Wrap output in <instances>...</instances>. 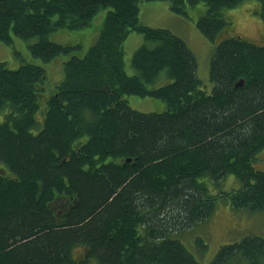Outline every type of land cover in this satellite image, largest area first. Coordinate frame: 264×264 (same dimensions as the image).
<instances>
[{
    "label": "trees",
    "instance_id": "16d2710c",
    "mask_svg": "<svg viewBox=\"0 0 264 264\" xmlns=\"http://www.w3.org/2000/svg\"><path fill=\"white\" fill-rule=\"evenodd\" d=\"M140 1L153 0H0L1 42L36 37L28 46L44 62L71 53L49 96L44 67L0 61V264H200L179 235L218 201L264 210V169L253 165L264 148V44L218 37L224 11L244 0H164L184 16L205 6L196 25L215 43L209 93L185 40L139 21ZM103 7L83 55L46 38ZM130 32L155 44L134 50L129 74ZM127 95L166 109L139 111ZM228 174L239 188L213 194L203 181ZM208 264H264V237L224 243Z\"/></svg>",
    "mask_w": 264,
    "mask_h": 264
},
{
    "label": "rangeland",
    "instance_id": "374dc122",
    "mask_svg": "<svg viewBox=\"0 0 264 264\" xmlns=\"http://www.w3.org/2000/svg\"><path fill=\"white\" fill-rule=\"evenodd\" d=\"M259 8L260 2L257 0H244L236 7L227 8L224 15L229 24L223 28L218 36L219 39L233 36V33H240L237 34L240 37L257 44H264V21L258 14ZM109 9V7L101 8L90 18L89 24L83 28L57 29L48 33L46 38L60 44L78 45L79 48L73 49L71 52L83 55L96 40ZM204 10L203 4L188 5L187 16H184L172 12L164 0L140 1L139 21L148 26L167 28L185 40L195 55L197 75L202 81V88L209 93L213 86L209 78V62L214 53L215 43L207 39L197 28V19ZM36 39L34 37L30 41H26L13 36L11 45L0 41V61L11 69L18 68L24 62L44 67L47 76L44 95L49 96L57 82L63 78V61L71 53L60 54L52 60L44 62L35 57L28 46ZM143 43L149 46L155 44L154 41L145 39L144 35L139 32H130L123 43L124 67L129 74L133 71L130 64L132 53ZM126 99L132 108L142 112H161L166 109L164 102L157 98L127 95ZM41 104L44 106L43 99ZM253 165L256 169H264V148L256 153ZM203 181L213 194L237 189L241 186L240 180L233 174L226 175L217 183L208 178H204ZM247 234L264 237V210L249 212L246 209H235L227 201L220 200L211 217L189 226L179 235V238L200 264H208L220 245L239 240ZM201 243H204L206 247H202ZM91 264L98 263L92 260Z\"/></svg>",
    "mask_w": 264,
    "mask_h": 264
},
{
    "label": "crops",
    "instance_id": "0c3cea01",
    "mask_svg": "<svg viewBox=\"0 0 264 264\" xmlns=\"http://www.w3.org/2000/svg\"><path fill=\"white\" fill-rule=\"evenodd\" d=\"M236 35L235 36H238L237 34H240V33H235ZM242 35V34H241ZM240 37V36H239ZM244 38V37H243Z\"/></svg>",
    "mask_w": 264,
    "mask_h": 264
},
{
    "label": "bare ground",
    "instance_id": "6f19581e",
    "mask_svg": "<svg viewBox=\"0 0 264 264\" xmlns=\"http://www.w3.org/2000/svg\"><path fill=\"white\" fill-rule=\"evenodd\" d=\"M240 83H242V80H241V82H240ZM129 160H130V158H128V159H127V161H129Z\"/></svg>",
    "mask_w": 264,
    "mask_h": 264
},
{
    "label": "flooded vegetation",
    "instance_id": "af4514ba",
    "mask_svg": "<svg viewBox=\"0 0 264 264\" xmlns=\"http://www.w3.org/2000/svg\"><path fill=\"white\" fill-rule=\"evenodd\" d=\"M234 35L233 36H235V33H233ZM228 37H230V36H228Z\"/></svg>",
    "mask_w": 264,
    "mask_h": 264
}]
</instances>
